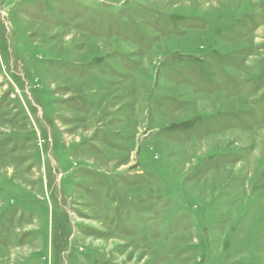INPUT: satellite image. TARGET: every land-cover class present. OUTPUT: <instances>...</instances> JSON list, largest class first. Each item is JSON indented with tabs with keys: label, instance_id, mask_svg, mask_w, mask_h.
<instances>
[{
	"label": "rangeland",
	"instance_id": "374dc122",
	"mask_svg": "<svg viewBox=\"0 0 264 264\" xmlns=\"http://www.w3.org/2000/svg\"><path fill=\"white\" fill-rule=\"evenodd\" d=\"M0 264H264V0H0Z\"/></svg>",
	"mask_w": 264,
	"mask_h": 264
}]
</instances>
